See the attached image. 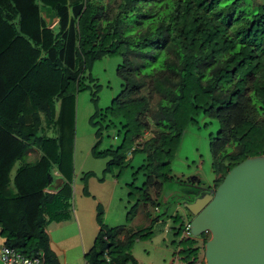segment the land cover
I'll return each instance as SVG.
<instances>
[{
	"label": "trees",
	"instance_id": "16d2710c",
	"mask_svg": "<svg viewBox=\"0 0 264 264\" xmlns=\"http://www.w3.org/2000/svg\"><path fill=\"white\" fill-rule=\"evenodd\" d=\"M104 58L119 60L120 91L88 119L89 154L105 160L98 182L142 157L131 212L136 203L155 209L166 182L183 187L180 204L203 193L197 178L183 183L169 170L182 133L200 115L217 124L207 137L208 189L246 158L264 156V4L0 0V242L42 264H58L46 229L70 213L75 96L88 91L96 104L90 70ZM103 134L113 144L98 150ZM53 178L62 184L49 192ZM93 178L81 174L82 196ZM94 211L98 229L84 263L136 264L132 244L148 239L156 219L135 230L107 228L99 204ZM207 238H181L178 264H203L197 259Z\"/></svg>",
	"mask_w": 264,
	"mask_h": 264
},
{
	"label": "rangeland",
	"instance_id": "374dc122",
	"mask_svg": "<svg viewBox=\"0 0 264 264\" xmlns=\"http://www.w3.org/2000/svg\"><path fill=\"white\" fill-rule=\"evenodd\" d=\"M254 3L264 4V0H254ZM118 62L117 58H104L92 66L90 75L99 85L95 105L90 102L88 91L79 92L75 96L73 181L68 214L71 223L50 224L46 229L49 245L59 264H85L83 255L91 247L98 229L94 221V209L99 204L102 223L107 228L126 226L135 230L146 227L148 220L156 219L150 228L148 239L132 244L130 253L136 264H178L176 258L179 255L176 252L185 245L177 243L181 238H190L185 237L183 233V228L189 222V219H185V210L179 203V199L184 195L183 187L172 181L166 182L156 197L155 209L146 205L145 212L141 203H136L137 207L131 212V207L139 199L136 189L141 178L135 179L133 170L140 162L141 156H134L131 167L120 175L114 171L112 176H104L101 182L96 180L100 177L105 160L93 158L89 154L94 139L93 127L88 124V119L94 111H103L120 91V81L115 75ZM216 128L214 120L201 115L196 118V122L186 127L170 159V176L183 180V183L186 179L195 177L199 181L198 189L211 187L214 177L210 170L207 137L209 133L213 134ZM111 133L112 131H109L107 135ZM110 144H113L112 141L103 134L98 150ZM29 157L32 158L33 155ZM85 172L94 174V178L89 179L86 184L88 196H82L80 193L82 185L79 179ZM53 179L54 182L56 178ZM132 180L135 184L131 186ZM150 195L153 197L152 193ZM144 212L148 218H145ZM128 217H132L130 221H127ZM176 230L179 231L177 236L173 235ZM202 254L201 251L198 254V263L202 261Z\"/></svg>",
	"mask_w": 264,
	"mask_h": 264
},
{
	"label": "water",
	"instance_id": "95a60500",
	"mask_svg": "<svg viewBox=\"0 0 264 264\" xmlns=\"http://www.w3.org/2000/svg\"><path fill=\"white\" fill-rule=\"evenodd\" d=\"M62 184L47 186L54 192ZM181 207L190 238L207 234L203 264H264V156L246 158L215 189L202 190Z\"/></svg>",
	"mask_w": 264,
	"mask_h": 264
},
{
	"label": "built area",
	"instance_id": "2783aa9c",
	"mask_svg": "<svg viewBox=\"0 0 264 264\" xmlns=\"http://www.w3.org/2000/svg\"><path fill=\"white\" fill-rule=\"evenodd\" d=\"M184 236H189L187 226L183 230ZM0 264H42L39 256H24L12 248L0 244Z\"/></svg>",
	"mask_w": 264,
	"mask_h": 264
},
{
	"label": "crops",
	"instance_id": "0c3cea01",
	"mask_svg": "<svg viewBox=\"0 0 264 264\" xmlns=\"http://www.w3.org/2000/svg\"><path fill=\"white\" fill-rule=\"evenodd\" d=\"M145 210V209H144ZM145 212H146V210H145ZM145 212H144V216H145ZM145 218H147L146 216H145ZM152 220V219H151ZM151 220H148V224H149V222L151 221ZM63 222H66V223H71V221L69 220V219H67L66 221H63ZM63 222H59V223H56V224H54V225H58V224H61V223H63ZM50 246V245H49ZM51 249V248H50ZM58 261V260H57ZM58 264H59V261H58Z\"/></svg>",
	"mask_w": 264,
	"mask_h": 264
},
{
	"label": "clouds",
	"instance_id": "9594fccd",
	"mask_svg": "<svg viewBox=\"0 0 264 264\" xmlns=\"http://www.w3.org/2000/svg\"><path fill=\"white\" fill-rule=\"evenodd\" d=\"M187 226V225H186Z\"/></svg>",
	"mask_w": 264,
	"mask_h": 264
}]
</instances>
